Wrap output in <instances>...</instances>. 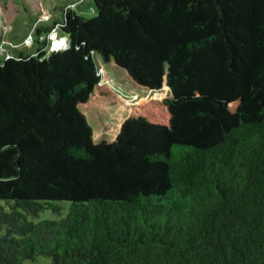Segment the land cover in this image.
I'll use <instances>...</instances> for the list:
<instances>
[{"label":"trees","instance_id":"1","mask_svg":"<svg viewBox=\"0 0 264 264\" xmlns=\"http://www.w3.org/2000/svg\"><path fill=\"white\" fill-rule=\"evenodd\" d=\"M94 2L0 62V264H264V0Z\"/></svg>","mask_w":264,"mask_h":264},{"label":"rangeland","instance_id":"2","mask_svg":"<svg viewBox=\"0 0 264 264\" xmlns=\"http://www.w3.org/2000/svg\"><path fill=\"white\" fill-rule=\"evenodd\" d=\"M66 2L88 18L97 13L94 0H83L79 4L76 0H0V62L14 54L15 49L36 52L41 43L37 41L35 27L43 23L50 26L59 18ZM58 217L51 209H45L38 216H29L28 219L39 222ZM50 261V258L40 256L36 261H26L25 264H49Z\"/></svg>","mask_w":264,"mask_h":264},{"label":"built area","instance_id":"3","mask_svg":"<svg viewBox=\"0 0 264 264\" xmlns=\"http://www.w3.org/2000/svg\"><path fill=\"white\" fill-rule=\"evenodd\" d=\"M30 38L32 40V37ZM48 38L51 41V44L49 46L50 51H60V50L67 48L69 45L67 43L66 36L61 35L59 30L56 27L52 31L49 32Z\"/></svg>","mask_w":264,"mask_h":264},{"label":"clouds","instance_id":"4","mask_svg":"<svg viewBox=\"0 0 264 264\" xmlns=\"http://www.w3.org/2000/svg\"><path fill=\"white\" fill-rule=\"evenodd\" d=\"M49 34V33H48ZM62 35V34H61ZM63 36H65V35H63ZM67 37V36H66ZM47 39H48V48H49V46H50V44H51V41H50V39L48 38V35H47ZM69 44V43H68ZM49 51H50V49H49Z\"/></svg>","mask_w":264,"mask_h":264},{"label":"water","instance_id":"5","mask_svg":"<svg viewBox=\"0 0 264 264\" xmlns=\"http://www.w3.org/2000/svg\"><path fill=\"white\" fill-rule=\"evenodd\" d=\"M66 40H67V43H69V39H68V37H66Z\"/></svg>","mask_w":264,"mask_h":264}]
</instances>
